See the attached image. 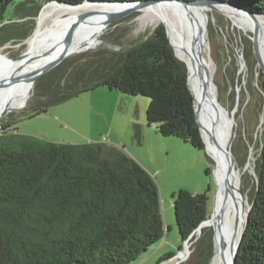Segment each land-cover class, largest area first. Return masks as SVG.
<instances>
[{
    "label": "trees",
    "instance_id": "16d2710c",
    "mask_svg": "<svg viewBox=\"0 0 264 264\" xmlns=\"http://www.w3.org/2000/svg\"><path fill=\"white\" fill-rule=\"evenodd\" d=\"M53 1L78 5L85 0H0V29L10 10L35 18ZM224 1L264 14V0ZM24 30L18 27L21 39L31 35L33 26ZM4 44L0 38V46ZM114 46L122 49L99 51L85 64L74 60L40 78L34 86L38 94L61 95L35 109L33 116L105 86L148 97V125H156L165 137L205 150L187 70L175 55L165 26L160 24L127 45L115 41ZM259 78L264 93V78ZM135 128L140 141L141 130L138 125ZM256 172L236 264H264V129ZM174 197L176 222L185 243L210 218L209 197L186 189ZM164 236L159 187L123 149L102 142L59 143L28 135H0V264H131ZM213 248L212 232L204 231L195 246V264H209ZM175 255L169 253L157 264Z\"/></svg>",
    "mask_w": 264,
    "mask_h": 264
},
{
    "label": "rangeland",
    "instance_id": "374dc122",
    "mask_svg": "<svg viewBox=\"0 0 264 264\" xmlns=\"http://www.w3.org/2000/svg\"><path fill=\"white\" fill-rule=\"evenodd\" d=\"M25 15L10 10L6 14L5 28L0 29V38L6 43L0 46V50L10 59L27 51L28 41L36 31L38 17L26 19L23 18ZM141 15L142 12H134L106 32L102 25L97 26L85 35V38L93 41L83 42L76 51L91 49L67 57L62 66L74 60L85 64L99 51H105L96 47L94 41H107L114 49L121 50V46H114L115 41L119 45L130 44L141 40L163 24L156 21L154 16L140 19ZM205 17L209 26L211 55L215 63L214 81L226 108L229 111L236 108L233 117H226L224 113H221V117L225 124L236 123L230 142L236 164L238 163L237 168L242 172V192L248 199L249 213L257 184V160L262 148L264 129V93L259 83L261 70L252 54L249 33L234 26L225 15L215 10L205 13ZM28 23L33 26L32 33L28 38L21 39L18 27L24 33ZM82 32L77 35L74 44L81 38ZM33 87L34 85L26 94L37 93ZM32 95L30 100L25 97L24 107L11 109L0 119V135H28L59 143L105 141L123 149L156 181L165 236L131 264H157L169 253L176 255L162 264H195L198 258L195 246L204 231L212 232L214 248L209 264L212 263L217 249L214 229L204 228L201 234H194L184 246L174 210L175 194L186 189L194 194L207 193L211 216L216 182L214 164L206 149L198 150L178 138L165 137L158 132L156 125H148L147 109L150 99L145 96L127 95L116 89L99 86L49 107L46 113L33 116V105L38 98H32ZM136 123L141 130L140 141L136 139ZM3 126L9 127L6 129Z\"/></svg>",
    "mask_w": 264,
    "mask_h": 264
},
{
    "label": "bare ground",
    "instance_id": "6f19581e",
    "mask_svg": "<svg viewBox=\"0 0 264 264\" xmlns=\"http://www.w3.org/2000/svg\"><path fill=\"white\" fill-rule=\"evenodd\" d=\"M216 8L221 10L231 21L233 20L232 22L234 25L241 30L249 32L254 29L255 25L250 17L243 15L238 10L223 6H216ZM120 9L122 8L119 6L92 4L89 2H85L78 6H68L58 3L47 5L38 17L37 28L34 35L29 41L27 40L28 56L43 53L52 48H58V51L48 56L46 59L36 62L30 63L27 60H22L13 63L12 61H9L8 59L10 58H8L7 55L2 54V50H0V81L8 78L12 72L15 74L17 69L21 67L24 69L22 71L23 75L35 72L48 64V62L53 60V58L59 53H76L83 51H76V49L79 48L83 42L93 41L85 38V35L99 25H102L103 29H105L104 23L108 13L118 12ZM211 10L213 9L209 7L206 8L205 6L183 7L157 4L142 10L143 15L140 16V19H143L146 16H154L156 21L166 23L172 46L174 47L178 58L184 62H188L193 58L192 42L194 30H192V26L194 23H198L195 32L197 55L199 54L200 56L202 74L208 84L210 97L214 98L218 92L214 81L215 63L211 55L209 26L205 19V13ZM85 14H87L88 17L85 21H80L79 16ZM89 19L92 20L89 21ZM258 24L259 31L264 37V17H258ZM74 26H76V28L73 32V41L71 45L66 48L64 46V38L67 32ZM97 29L99 30L100 28L98 27ZM81 32L83 33L81 38L74 44L77 35ZM99 41L100 39L94 41L96 47ZM208 82H210V85ZM32 85H34V83L30 77L12 87L1 89L0 116L5 110L11 111L13 108H22L25 97H29V100L31 98L32 93H26ZM192 89L193 92L196 93L195 87H192ZM200 121L205 125V120L203 118H201ZM221 125L223 126L222 122H220V128L222 129ZM235 128V122L231 123L227 128L225 126L224 135H222L220 141L221 145L228 147L230 145L232 146L230 141ZM204 136L210 154L216 159H225L223 155L219 156L215 153L210 136L207 133H204ZM237 164L235 161L234 169L230 173L226 183L221 180L220 175H217L219 186L217 196L216 198L214 197L213 208H215V213L213 220L205 224V226L195 233L201 234L202 229L205 227L215 228L213 232L217 249L211 264H232L233 247L238 245L248 215V199L242 192V172L237 168Z\"/></svg>",
    "mask_w": 264,
    "mask_h": 264
},
{
    "label": "water",
    "instance_id": "95a60500",
    "mask_svg": "<svg viewBox=\"0 0 264 264\" xmlns=\"http://www.w3.org/2000/svg\"><path fill=\"white\" fill-rule=\"evenodd\" d=\"M85 2H89L92 4H105V5H111V6H119L122 8L118 12L108 13V15L106 17V21L104 23L105 24L104 25L105 26V32L108 29H112L113 27H115L119 23V21H121L122 19H124L128 15H130L134 12H142V10H144L145 8L150 7L152 5H157V4L183 6V7L205 6L206 8L209 7L211 9L223 14V15H225V14L221 10L217 9L216 6H223V7H228V8L238 10L243 15L250 17V19L253 21V23L255 25L253 30L246 32V33H249L248 38H249L250 43H251L252 54H253V57L256 60L258 66L260 67V70H261L260 76H263V78H264V37H263V34H261L259 31V24H258V17H264V14H257L255 12H252V11H250V10H248L242 6H239L233 2L224 1V0H193V1H187V0H144L143 1V0H139V1H124V2L107 1V0H100V1L85 0L83 3H85ZM52 3L64 4V5H68V6H78V5L83 4V3H81L78 5H73V4L63 3V2H58V1L49 2L41 8L37 17L40 16L42 10L47 5L52 4ZM87 17H88L87 14L81 15V16H79V20L85 21V19ZM5 23H6V21L3 24H1V26H6ZM196 23H197V21H196ZM163 24L166 28L170 45L172 46L168 26L166 23H163ZM197 25H198V23L197 24L194 23V25L192 26V30H194L193 31L194 34H193V42H192L193 58L191 60H189L188 62H184V61L180 60L178 58L173 46H172V48L174 49V52H175V55L177 56V58L181 62L184 63L186 70H187L188 86H189L190 92H191V94L193 96V100H194L196 120H197V123L199 125L203 141L205 143V149H206L207 153L209 154L210 159L214 163V178H215V182H216L215 198H216L217 193H218V186H219L218 180H217V175H220L221 180L224 183H226L228 178H229L230 173L234 169L235 160H236L234 152H233V147H232L233 145L232 146L230 145L228 147V146L221 145V142H220L222 139V135H224L225 126H226V128L229 126V122H228V124H225V122L222 121L221 113H224L226 115V117H228L229 115L233 117V115L236 113V108L233 111H229L226 108V106L222 103L221 96H220L219 92H217V95L214 98L210 97L208 84L205 81L204 76L202 74V68H201V64H200V56H199V54L197 55L196 35H195ZM233 25H234V23H233ZM75 28H76V26L72 27V29L67 32V34L64 38V46L66 48L69 47L73 41V32H74ZM97 46H99L103 50L118 51V50L114 49L113 47H111L110 42H107V41L100 40ZM90 49L91 48H88L86 50L76 52V53L75 52H73V53L63 52L62 54L59 53L57 56H55L53 58V60L48 62V64H46L45 66L41 67L40 69H38L35 72L26 73L25 75L22 74V71L24 69H22V67H21V68L17 69V72L15 74L12 72V74L10 76H8V78L0 81V90L3 88L12 87V86L18 84L19 82H21L22 80H26L30 77H31L32 82L35 85L37 83V81L42 76L48 74L52 70L56 69L58 66L62 65V63L64 62V60L67 57H69L71 55H76V54L85 52V51L90 50ZM57 51H58V48H52V49H48L47 51H45L43 53H38L35 55H29L28 56L29 52L27 49V51L24 54H22L21 56L14 58L12 60H10V59H8V60L12 61L13 63H15L16 61H22V60H27L30 63H32V62H36L39 60L46 59L48 56L56 53ZM208 83L210 85V82H208ZM215 85H216V83H215ZM192 87H195L196 93L193 92ZM217 90H218V88H217ZM60 95H61L60 93H57L55 95H42V94L34 93L32 95V98L55 99V98L59 97ZM8 112H9L8 110H5L1 114L0 119L2 117H4ZM201 118H203L205 120V125L201 123V121H200ZM220 122H222V124H224L223 126L221 125L222 129L220 128ZM204 133H207L210 136V138L212 139L213 148L215 149L214 150L215 153H217L219 156L223 155L225 159H221V158L216 159L210 154ZM214 213H215V208H213L210 219L204 221L199 226V228L192 234V236L190 238H192L194 236V234L196 232H198V230H200L203 226H205V224H207L211 220H213ZM248 221H249V219L247 216L245 223H244V227L242 229V233H241L238 245L236 247H233L232 264H236V258H237V255H238V252L240 249L241 242L244 238V234H245V231H246V228L248 225ZM213 229H215V228H213ZM190 238L184 243V246H186V244L190 240Z\"/></svg>",
    "mask_w": 264,
    "mask_h": 264
},
{
    "label": "flooded vegetation",
    "instance_id": "af4514ba",
    "mask_svg": "<svg viewBox=\"0 0 264 264\" xmlns=\"http://www.w3.org/2000/svg\"><path fill=\"white\" fill-rule=\"evenodd\" d=\"M50 99L48 98H38V100L35 101V104L33 105L34 110L38 108H43L46 104L47 101Z\"/></svg>",
    "mask_w": 264,
    "mask_h": 264
},
{
    "label": "crops",
    "instance_id": "0c3cea01",
    "mask_svg": "<svg viewBox=\"0 0 264 264\" xmlns=\"http://www.w3.org/2000/svg\"><path fill=\"white\" fill-rule=\"evenodd\" d=\"M136 125H137V123H136ZM102 143H104V144H106V145H110V144H108V143L105 142V141H102ZM135 156L138 157L136 154H135Z\"/></svg>",
    "mask_w": 264,
    "mask_h": 264
}]
</instances>
